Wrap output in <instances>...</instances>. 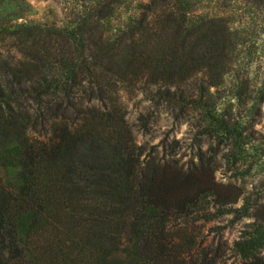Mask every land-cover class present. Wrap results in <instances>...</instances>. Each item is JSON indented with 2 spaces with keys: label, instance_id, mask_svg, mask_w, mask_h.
<instances>
[{
  "label": "trees",
  "instance_id": "16d2710c",
  "mask_svg": "<svg viewBox=\"0 0 264 264\" xmlns=\"http://www.w3.org/2000/svg\"><path fill=\"white\" fill-rule=\"evenodd\" d=\"M65 1L57 26L27 20L24 0H0V264H217L211 248L169 230L205 217L208 182L188 190L189 170L180 179L141 160L114 89L139 83L154 87L155 102L195 104L233 75L225 23L191 17L190 0ZM134 1L119 31L108 30ZM248 90L236 83L238 105L253 99ZM95 93L103 108L62 114ZM257 93L264 102V79ZM212 128L238 143L224 118ZM250 226L233 251L238 264H264V219Z\"/></svg>",
  "mask_w": 264,
  "mask_h": 264
},
{
  "label": "rangeland",
  "instance_id": "374dc122",
  "mask_svg": "<svg viewBox=\"0 0 264 264\" xmlns=\"http://www.w3.org/2000/svg\"><path fill=\"white\" fill-rule=\"evenodd\" d=\"M24 1L28 5L27 20L59 26L68 17L65 0ZM189 2L191 17L225 23L223 27L234 44L230 60L233 75L225 85L204 91L195 104L168 106L155 102L151 95L154 87L139 83L133 88L118 84L114 96L123 109L134 143L140 148L141 160L172 167L181 174L180 179L189 170L186 177L191 188L187 187L188 190L204 180L215 194L204 196L200 206L204 207V218L194 223H172L169 230L181 229L186 236L184 240H195L201 247L211 248L217 254V264H238L233 243L252 237L250 224L264 219V102L258 99L257 93L264 79V0ZM135 5L134 1L119 7L108 30L119 31ZM237 82L249 85L252 100L237 104L233 96ZM105 104L104 94H87L67 106L62 114L73 120L81 112L103 108ZM140 116L143 123L139 121ZM216 118H224L231 132L240 134L238 143L212 132ZM249 132L253 133L250 139L246 137ZM43 133L42 128H37L31 135L39 137ZM245 198L250 204L246 213H216L220 203L223 210L239 208Z\"/></svg>",
  "mask_w": 264,
  "mask_h": 264
}]
</instances>
